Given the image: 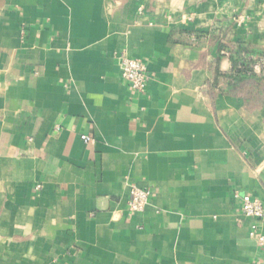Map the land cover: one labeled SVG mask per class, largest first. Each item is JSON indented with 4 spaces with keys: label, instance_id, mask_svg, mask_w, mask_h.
Returning a JSON list of instances; mask_svg holds the SVG:
<instances>
[{
    "label": "crops",
    "instance_id": "crops-1",
    "mask_svg": "<svg viewBox=\"0 0 264 264\" xmlns=\"http://www.w3.org/2000/svg\"><path fill=\"white\" fill-rule=\"evenodd\" d=\"M221 41L264 47V0H0V264H263L264 105L211 85Z\"/></svg>",
    "mask_w": 264,
    "mask_h": 264
},
{
    "label": "trees",
    "instance_id": "trees-1",
    "mask_svg": "<svg viewBox=\"0 0 264 264\" xmlns=\"http://www.w3.org/2000/svg\"><path fill=\"white\" fill-rule=\"evenodd\" d=\"M215 32L212 33V37H219ZM223 51L228 54L222 53ZM225 56L230 59L232 68L229 71H222L217 66L211 85L218 86L219 92L223 94L242 97L248 108L263 106L264 62L260 72L255 71L254 65L264 58V47L243 42L227 44L221 41L217 61Z\"/></svg>",
    "mask_w": 264,
    "mask_h": 264
},
{
    "label": "built area",
    "instance_id": "built-area-1",
    "mask_svg": "<svg viewBox=\"0 0 264 264\" xmlns=\"http://www.w3.org/2000/svg\"><path fill=\"white\" fill-rule=\"evenodd\" d=\"M223 53L228 54L226 51ZM114 56L121 67L122 77L137 90L143 91L148 84L147 65L138 57H130L124 51H115ZM264 58H261L255 65V71L260 72L263 68ZM85 141L91 140V135H82ZM41 189V185H37ZM151 197V190L133 186L130 190L128 209L131 213H142ZM242 214L252 220L249 228V236L257 239L263 250L262 263L264 264V233H258L259 222L264 218V204L261 199L245 194L241 198ZM238 220V219H237Z\"/></svg>",
    "mask_w": 264,
    "mask_h": 264
}]
</instances>
